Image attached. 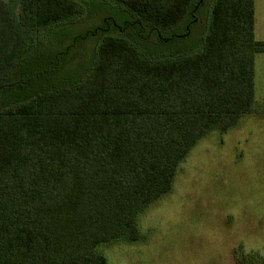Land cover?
<instances>
[{"label":"trees","instance_id":"trees-1","mask_svg":"<svg viewBox=\"0 0 264 264\" xmlns=\"http://www.w3.org/2000/svg\"><path fill=\"white\" fill-rule=\"evenodd\" d=\"M102 1L123 19L72 60L86 6L0 0V264H108L198 141L258 107L255 0Z\"/></svg>","mask_w":264,"mask_h":264},{"label":"rangeland","instance_id":"rangeland-1","mask_svg":"<svg viewBox=\"0 0 264 264\" xmlns=\"http://www.w3.org/2000/svg\"><path fill=\"white\" fill-rule=\"evenodd\" d=\"M77 1L91 14L72 25H82L68 41L78 39L68 54L72 60L85 56L84 35L97 24L98 14L106 10L103 17L123 19L120 9L102 0ZM202 19L196 35L178 41L174 49L191 46L203 29ZM256 36L261 38L258 29ZM258 76L256 111L227 132L214 130L198 141L171 191L140 215V240L100 249L108 264H239L241 254L246 264H264L256 259H264V84ZM251 253L256 262L249 260Z\"/></svg>","mask_w":264,"mask_h":264},{"label":"crops","instance_id":"crops-1","mask_svg":"<svg viewBox=\"0 0 264 264\" xmlns=\"http://www.w3.org/2000/svg\"><path fill=\"white\" fill-rule=\"evenodd\" d=\"M261 38H257L256 32ZM255 37L257 40H264V0H255ZM264 71V53L256 55L255 58V77L258 75V82L264 84L262 73ZM257 81V80H256ZM255 81V86H256ZM264 91V90H263Z\"/></svg>","mask_w":264,"mask_h":264}]
</instances>
